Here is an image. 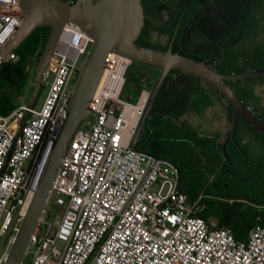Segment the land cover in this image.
I'll use <instances>...</instances> for the list:
<instances>
[{
    "label": "built area",
    "instance_id": "built-area-1",
    "mask_svg": "<svg viewBox=\"0 0 264 264\" xmlns=\"http://www.w3.org/2000/svg\"><path fill=\"white\" fill-rule=\"evenodd\" d=\"M23 19L18 0H0V66L17 58L2 50ZM90 44L64 24L41 76L42 102L25 99L34 85V63H26L21 98L0 114V264L64 124L77 62ZM131 62L108 54L89 114L73 130L50 186L46 202L57 212L47 222L43 206L18 264H264L263 225L235 239L214 217L197 216V200L175 188L174 165L129 147L153 84L143 81L134 100L121 98Z\"/></svg>",
    "mask_w": 264,
    "mask_h": 264
},
{
    "label": "trees",
    "instance_id": "trees-1",
    "mask_svg": "<svg viewBox=\"0 0 264 264\" xmlns=\"http://www.w3.org/2000/svg\"><path fill=\"white\" fill-rule=\"evenodd\" d=\"M141 7L143 25L136 45L156 49L145 43L153 30H159L156 25L171 21L170 36L181 17L172 44L173 52L210 65L214 63L212 67L220 73L264 70V0H141ZM49 30L47 25L33 27L13 49L17 54L16 60L0 66V114H6L16 105L17 96L23 92L27 81L24 66L35 63ZM228 41L232 42L224 47L220 58V47ZM255 77L259 78L258 83L264 84V75ZM242 79L225 82L247 105L242 97ZM180 80L184 84L180 85ZM201 81L225 102L231 124L230 106L214 87L196 76L171 70L159 87L134 146L138 151L165 159L175 166L179 175V192L188 201L197 200L201 206L197 216L203 219L215 217L218 224L230 228L235 239H242L252 224L264 226V216L260 214L264 202L231 195L227 187L244 178L245 185L255 188L263 185L258 173H254L251 181L246 179L239 133L245 128L254 133L259 139L260 150L264 149V135L237 115L233 137L228 138L224 146V156L221 144L230 127L218 139L199 134L187 118H179L186 111L196 112L197 105L201 103L202 107L209 105L206 91L199 85ZM258 117L264 124V112ZM231 150L235 152L233 158L228 154ZM244 170L245 175L242 176ZM243 200L248 202L236 203ZM259 204L261 207L257 206Z\"/></svg>",
    "mask_w": 264,
    "mask_h": 264
},
{
    "label": "water",
    "instance_id": "water-1",
    "mask_svg": "<svg viewBox=\"0 0 264 264\" xmlns=\"http://www.w3.org/2000/svg\"><path fill=\"white\" fill-rule=\"evenodd\" d=\"M24 19L12 34L8 45L2 50L5 55L14 49L38 25H47L50 30L43 48L33 66L32 91L28 100L31 105L41 84V76L49 57L61 33L64 24L79 28L91 39L85 59L79 69L67 104L64 124L57 134L46 158L32 197L9 245L3 264H18L29 234L32 232L49 193L57 166L66 149L69 138L78 125L89 114L88 102L100 77L108 54L112 51L128 56L132 61L157 67L158 73L151 86L148 101L138 121L129 147L135 149V142L150 112L159 87L171 70L196 76L214 87L229 104L231 125L224 137L221 150L225 156V143L232 138L236 127L237 115L245 119L255 130L264 135V124L237 97L226 84V80L245 78L252 75H264V70H246L226 74L215 70L209 63L195 60L171 50L170 42L163 50L151 49L145 45H136L135 41L143 25L141 0H75L68 4L62 0H18ZM232 41L226 42L227 46ZM224 47L220 48V58ZM138 151V150H136ZM228 163V159L226 158ZM179 175L177 171L176 186ZM242 204L243 201L236 202Z\"/></svg>",
    "mask_w": 264,
    "mask_h": 264
},
{
    "label": "rangeland",
    "instance_id": "rangeland-1",
    "mask_svg": "<svg viewBox=\"0 0 264 264\" xmlns=\"http://www.w3.org/2000/svg\"><path fill=\"white\" fill-rule=\"evenodd\" d=\"M152 35L154 34L152 33ZM84 59L85 55H81L79 57L77 62L78 69L81 68ZM157 73V67L132 61L125 73V83L120 93V97L129 100H134L137 94V90L140 87V84L146 80H155ZM258 81L259 78L255 77V75L245 77L240 81L244 88V92H242V97L245 100V104H247L245 106H247L257 116L264 112V84L258 83ZM179 83L180 85L184 84V81L180 80ZM73 85L74 83L71 84V87H73ZM200 85L205 86V83L201 81ZM46 90V85L41 83L33 102L34 106H38L42 102ZM31 91L32 90H30L25 96L26 100H28ZM20 98L21 96L19 95L17 96L16 100ZM201 104L197 105L199 107L196 112L188 111L179 118L189 117L190 123L194 126V128L198 131L199 134H206L220 138L223 134L222 132L224 128L222 127V125H220L219 122L213 120L212 115L209 116L208 114H206L207 109L202 107ZM213 112V114L215 115L219 113V111L214 110ZM240 146L243 148L244 153L246 151V153L248 154L247 156L250 163H256L260 164V166H264V149H261L258 155L253 156L249 152L250 146L248 144L243 142L240 144ZM254 173H258V176L263 179V185L261 187L255 188L253 186L245 185L244 178L243 180H236L234 182V185H229L227 187V192L231 195L244 196L246 198H252L258 202H264V168L257 169V171H255L254 168H251L249 172L246 173L247 181H251L252 176L255 175ZM243 175H245V170L242 172V176ZM44 210L45 213L43 214V218L45 221L50 222L54 217L55 213L57 212V207L54 206L50 201H47L44 205ZM260 214L264 216V209L260 210ZM2 241H0V249L2 247Z\"/></svg>",
    "mask_w": 264,
    "mask_h": 264
},
{
    "label": "crops",
    "instance_id": "crops-1",
    "mask_svg": "<svg viewBox=\"0 0 264 264\" xmlns=\"http://www.w3.org/2000/svg\"><path fill=\"white\" fill-rule=\"evenodd\" d=\"M153 82H154V80H153ZM200 86L203 87V89H205L206 99H207V101H209V105L204 106V108L207 109L206 111L208 112V113L206 112V114H208L209 116L212 115L213 120L219 122L220 125H222V127L224 128V130L222 132L223 134L220 137V138H222L225 135V133L228 131V129L231 125L229 120H228V117H227L228 116L227 115V112H228L227 106H226L225 102L223 100L219 99L218 96L213 91H211L207 86H202V85H200ZM213 110L219 111V113L215 115V114H213L214 113ZM187 112L188 111H186L185 113H187ZM185 113H183V115ZM187 119L189 120V117ZM201 135H206V134H201ZM206 136H210V135H206ZM210 137H215V136H210ZM239 137H240L241 143L244 142L250 146L249 152L251 155L256 156L259 154V152H260V148L258 146L259 139H258V137H256V135L254 133H252L250 130L245 128V130L240 131ZM220 138H218V139H220ZM228 154L231 158H233L235 152L231 150L228 152ZM247 155L248 154L245 151V163H246L245 164V170H247V172H249V170L251 168H254L255 171H257V169H260L261 168L260 164L250 163ZM222 159H223V157H222ZM218 167H217L216 171L218 170ZM198 197H200V195H198ZM244 201L248 202L247 200H243V202ZM257 206L261 207V204H259ZM210 217H213V216H210ZM245 233H246V230H245Z\"/></svg>",
    "mask_w": 264,
    "mask_h": 264
},
{
    "label": "flooded vegetation",
    "instance_id": "flooded-vegetation-1",
    "mask_svg": "<svg viewBox=\"0 0 264 264\" xmlns=\"http://www.w3.org/2000/svg\"><path fill=\"white\" fill-rule=\"evenodd\" d=\"M180 19L181 17L178 19V21L174 25L170 36H168V30L171 27L170 25L171 21L168 22L167 24H163L160 22L158 25H156L159 30H153L152 33L154 35L151 34L150 39L145 43L153 45L156 49L163 50L167 47L168 43L170 42L171 49H172L174 36L178 32V29L180 27V21H181ZM223 47H225V45ZM213 64H211V66H213ZM242 154H243V158L245 161V153L243 152Z\"/></svg>",
    "mask_w": 264,
    "mask_h": 264
}]
</instances>
